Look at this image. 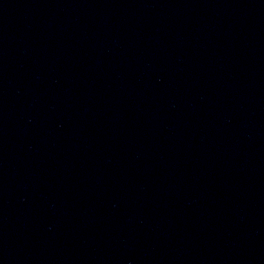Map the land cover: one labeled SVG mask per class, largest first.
Returning a JSON list of instances; mask_svg holds the SVG:
<instances>
[{
    "label": "water",
    "instance_id": "water-1",
    "mask_svg": "<svg viewBox=\"0 0 264 264\" xmlns=\"http://www.w3.org/2000/svg\"><path fill=\"white\" fill-rule=\"evenodd\" d=\"M0 264H264V0H0Z\"/></svg>",
    "mask_w": 264,
    "mask_h": 264
}]
</instances>
